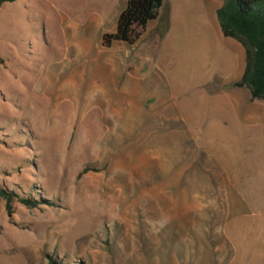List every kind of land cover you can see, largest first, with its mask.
I'll return each instance as SVG.
<instances>
[{
  "label": "rangeland",
  "instance_id": "1",
  "mask_svg": "<svg viewBox=\"0 0 264 264\" xmlns=\"http://www.w3.org/2000/svg\"><path fill=\"white\" fill-rule=\"evenodd\" d=\"M126 2L0 6V264H264V101L222 0L103 47Z\"/></svg>",
  "mask_w": 264,
  "mask_h": 264
},
{
  "label": "trees",
  "instance_id": "2",
  "mask_svg": "<svg viewBox=\"0 0 264 264\" xmlns=\"http://www.w3.org/2000/svg\"><path fill=\"white\" fill-rule=\"evenodd\" d=\"M14 1L0 0V6ZM163 3L164 0H127L114 32L103 34L101 45L110 47L113 42H136L147 24L157 18ZM215 16L223 37L235 40L244 51L243 71L235 86L245 87L251 99L264 101V0H222ZM13 196L12 192L0 187L7 213H11ZM19 202L30 207L37 205L35 200L19 199Z\"/></svg>",
  "mask_w": 264,
  "mask_h": 264
},
{
  "label": "crops",
  "instance_id": "3",
  "mask_svg": "<svg viewBox=\"0 0 264 264\" xmlns=\"http://www.w3.org/2000/svg\"><path fill=\"white\" fill-rule=\"evenodd\" d=\"M203 1H208V0H203ZM221 3H222V2H221ZM220 5H221V4H220ZM220 5H219V6H220ZM219 6H216V7L214 8L213 12H212L211 14H208V15H209V20H210V22L213 21V22H211L213 25H217V19H216V16H215V11H216V9H217ZM204 7L206 8L205 4H204ZM242 71H243V70H242ZM241 74H242V72L240 71V72H239V79H238V81H239L240 78H241Z\"/></svg>",
  "mask_w": 264,
  "mask_h": 264
},
{
  "label": "bare ground",
  "instance_id": "4",
  "mask_svg": "<svg viewBox=\"0 0 264 264\" xmlns=\"http://www.w3.org/2000/svg\"><path fill=\"white\" fill-rule=\"evenodd\" d=\"M69 73V72H68ZM43 88V87H42ZM94 89V88H93ZM33 92V91H32ZM33 94H34V92H33ZM34 105V104H33ZM35 109V108H34Z\"/></svg>",
  "mask_w": 264,
  "mask_h": 264
}]
</instances>
